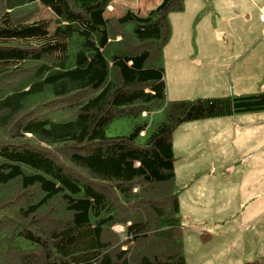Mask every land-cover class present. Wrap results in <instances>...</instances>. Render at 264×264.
I'll use <instances>...</instances> for the list:
<instances>
[{
    "label": "trees",
    "instance_id": "1",
    "mask_svg": "<svg viewBox=\"0 0 264 264\" xmlns=\"http://www.w3.org/2000/svg\"><path fill=\"white\" fill-rule=\"evenodd\" d=\"M111 1L0 0V264H186L172 131L264 111V91L167 102L153 61L184 0L108 17ZM157 109L150 133L106 134Z\"/></svg>",
    "mask_w": 264,
    "mask_h": 264
},
{
    "label": "crops",
    "instance_id": "2",
    "mask_svg": "<svg viewBox=\"0 0 264 264\" xmlns=\"http://www.w3.org/2000/svg\"><path fill=\"white\" fill-rule=\"evenodd\" d=\"M159 1L144 0L134 10H140V14H145ZM198 1L202 4H193ZM207 1L212 3L211 6H207ZM207 1L185 0L186 5H201L195 16L203 13L200 20L208 21L205 23V29L196 24L198 28L196 32L185 28L182 32L174 30L173 37L178 39L177 53L188 54L191 63L215 85L224 84L225 78L227 82L225 85L229 89L228 95L264 91V87L259 91L255 89L259 82L264 85V22L259 19L264 0H246V5L240 4L239 0ZM183 9L185 10V5ZM175 18L173 24L179 27L180 24ZM233 18H240L243 22L241 25L255 38L250 40L245 48L240 49L237 44L234 46L236 53L234 64L233 61L230 63L229 57L232 50L228 52L222 46L192 43V37L197 34L207 36L213 42L215 38L229 42L228 38L234 32L235 38H238V27L234 24ZM252 18L255 20L252 21ZM182 20L184 23L185 18ZM240 114L244 116H239ZM240 114L199 119L182 124L183 132L178 140L183 142L182 156L188 163H192L191 165L200 166L194 170L196 174L185 181L188 190L186 188L182 190V197L186 200L189 210H193L194 205L199 209L203 208L205 214H213L215 210L231 211L230 202L224 195L234 190L242 205L240 213H243V223L249 226L250 222L260 221L264 217V111ZM257 115L259 121L253 125ZM239 168L241 173L238 175ZM220 181L226 185L224 189L217 187ZM218 195L225 197L221 204L220 201H216ZM217 203L220 204V209L218 205L215 207Z\"/></svg>",
    "mask_w": 264,
    "mask_h": 264
},
{
    "label": "rangeland",
    "instance_id": "3",
    "mask_svg": "<svg viewBox=\"0 0 264 264\" xmlns=\"http://www.w3.org/2000/svg\"><path fill=\"white\" fill-rule=\"evenodd\" d=\"M143 1L144 0H112L105 11V16L122 15L127 9H136ZM209 2L210 1H207L208 7L212 4ZM239 3L246 5V0H239ZM193 4L202 3L198 1ZM184 5L185 10L170 11L168 13L167 19L170 24L171 35L169 40L159 50V58L153 61V63L163 67L166 85V101L171 102L178 99L227 96V91L229 89L228 86L225 85V83H227L225 78L224 84L215 85L210 78H205L203 76V73L195 64L191 63L188 54L177 53L178 39H174L173 37L174 30L182 32L183 28H185L186 30H191L192 32L194 30L196 32L198 30L196 24H198V27L205 29V23L208 21V19L200 20L203 13H199L195 16L201 5H186L185 0ZM139 11L140 10H138V12ZM39 17L49 18L52 22H54L56 18L48 8L42 5L38 6V12L34 16V18ZM174 18L180 24L179 27L173 24ZM182 18H185L184 23ZM251 20L254 21L255 18ZM233 22L238 27V38H235L234 32V34H230L228 38V40H230L229 42L217 38H215V42H213L211 38L207 36L202 37L197 34V36L192 37V43L197 42L198 44L222 46V48L228 50V52L232 50L230 55H228L230 57V63L233 61L234 64L236 60L234 46L237 44L238 48H245L247 43L249 44V41H252L254 37L253 35L250 36L248 29L241 25L243 22H241L240 18H233ZM54 25L55 24L52 23L50 31L54 29ZM132 26L133 25L129 23L128 29H132ZM239 44L242 46H239ZM230 66L233 65L230 64ZM255 87V89L259 91L264 85L259 82ZM239 116L244 115L240 114ZM163 119L164 111H162V109H157L149 114H142L136 117H118L109 122L106 128V134L108 136L127 134L133 130L136 124L144 122H147L146 131L150 133L154 126ZM258 121L259 115L256 116L253 125L257 124ZM183 123L179 124L172 131L171 141H173L174 144L175 190L179 199L178 215L180 224H182V252L185 256L186 264H264V217L260 221L250 222L249 226L243 223V213H240L242 205L239 203L234 190H232L230 194L224 195L230 202L231 211L216 212L215 210L213 214H205L203 208L199 209L194 205L193 210L187 208L188 204L182 197V190L188 185L187 183L185 184V181H188L190 177L195 175L196 173L194 170L200 166L191 165L192 163H188L187 159L182 156L183 142H178V140L183 132ZM202 167L206 168L208 166ZM240 173L241 168H239L237 174L239 175ZM217 185V187H221V189H224L226 186L223 185L221 181L218 182ZM225 197L218 195L216 201H220L221 204V202H224ZM218 203L215 207L217 208L218 205V209H220V204ZM189 204L190 206L192 205L190 201ZM114 228L119 231L122 229L120 226H115Z\"/></svg>",
    "mask_w": 264,
    "mask_h": 264
},
{
    "label": "built area",
    "instance_id": "4",
    "mask_svg": "<svg viewBox=\"0 0 264 264\" xmlns=\"http://www.w3.org/2000/svg\"><path fill=\"white\" fill-rule=\"evenodd\" d=\"M259 18H260L261 21H264V8H263V10L260 13Z\"/></svg>",
    "mask_w": 264,
    "mask_h": 264
}]
</instances>
